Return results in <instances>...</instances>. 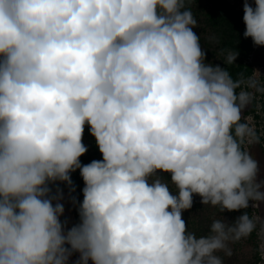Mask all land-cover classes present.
<instances>
[{
  "label": "clouds",
  "instance_id": "1",
  "mask_svg": "<svg viewBox=\"0 0 264 264\" xmlns=\"http://www.w3.org/2000/svg\"><path fill=\"white\" fill-rule=\"evenodd\" d=\"M242 19L264 46V0ZM197 24L186 0H0V264H224L264 231L248 212L201 235L182 218L193 194L221 214L264 202L254 93L205 61ZM85 123L102 159L81 164ZM76 169L66 228L49 184Z\"/></svg>",
  "mask_w": 264,
  "mask_h": 264
},
{
  "label": "trees",
  "instance_id": "2",
  "mask_svg": "<svg viewBox=\"0 0 264 264\" xmlns=\"http://www.w3.org/2000/svg\"><path fill=\"white\" fill-rule=\"evenodd\" d=\"M254 2V0H253ZM198 24L193 27V32L200 36L201 48L205 52V61L212 64L226 67L233 79L243 82L250 78L254 72L253 62L251 57L255 50L254 43L251 37H244L245 24L243 22V10L237 8L235 3L229 0H212V4L204 12L195 15ZM264 47V46H263ZM236 49L238 55L233 64L224 63L228 50ZM264 55V54H263ZM264 63V61H263ZM255 81V80H253ZM240 89H237L239 92ZM257 101L254 98L250 107L245 111V114L253 113L255 117H259L256 111ZM261 112L264 121V93H262ZM86 132L89 134L93 142V151L85 156H80L81 164H87L94 160V156L100 153L95 137L89 132V125H84ZM264 137V135H262ZM166 179H170V174H162ZM72 184L66 182H52L50 195L54 187L66 186L70 191H74L84 185L83 179L79 173V169L70 172ZM201 198L198 194H193V204L190 209L182 211V218L190 231H194L197 235L206 234L213 219L224 218L232 222L236 217L243 212H248L251 217L252 209L250 206L246 209L228 211L225 210L222 214L219 209L211 205L201 204ZM79 217V216H78ZM233 255L231 257L222 256L224 264H262L256 242L255 231L247 238L241 241L232 243ZM70 264V263H68ZM74 264V262L72 263Z\"/></svg>",
  "mask_w": 264,
  "mask_h": 264
},
{
  "label": "rangeland",
  "instance_id": "3",
  "mask_svg": "<svg viewBox=\"0 0 264 264\" xmlns=\"http://www.w3.org/2000/svg\"><path fill=\"white\" fill-rule=\"evenodd\" d=\"M229 1L231 3H235L237 8L243 10V4L245 0H229ZM247 2L254 6L253 0H247ZM211 4H212V0H186V5L191 8L194 16L197 15L198 13L204 12L207 8L210 7ZM254 47H255V50L251 57V61L253 62V68H254L252 77L254 78L253 80H255V86H250L251 82L253 81L251 79L248 81V83L245 86L247 90L254 93V96L256 98V96L262 94V92L257 91V89L264 86V78L262 76L263 71H264V67H263L264 47L261 45H255V44H254ZM249 107L250 105L246 106L242 110V119L244 118L245 120H247L250 117L251 118L250 123L256 128V130H263L262 133H264V121L262 117H260L261 111L259 110V113H258L259 117L253 118L252 117L253 113L245 114V111ZM82 143L87 148V151L84 154H82V156H85L91 151H93V142L90 139L89 134L86 132L85 127L83 131V136H82ZM245 147L247 148L248 146L245 145ZM250 151L254 154V157L259 163L260 172L258 175V179H264V147H261V145L256 144V145L251 146ZM94 159L101 160L102 154L97 153L94 156ZM61 182L63 181H57V183H61ZM83 187L84 185L74 189L75 192L70 191L66 186H60L56 188L54 187V189L52 190L51 195L57 194V188H59L60 190L61 198L58 201L53 200V204H55L56 202L63 204L64 212L59 217V219L62 222L65 219H67L68 223L66 225V228L71 227L73 224L79 221L78 207H79L80 202H82L83 200V193H82ZM253 203H254L253 201L249 200V206L252 209L251 217L255 218L259 216L261 217L262 220H264V202H258L259 206L257 208L252 207ZM255 233H256V242L258 246L259 255L261 258V263L264 264V250H262V245H264V231H262L261 224L259 222L257 224V229L255 230ZM230 247L232 248V243L230 244ZM218 254L221 256H224L223 252L218 253ZM78 256H79L78 252H73V254L69 258L68 263L72 264L74 261L77 260ZM88 264H92V261L89 260Z\"/></svg>",
  "mask_w": 264,
  "mask_h": 264
},
{
  "label": "built area",
  "instance_id": "4",
  "mask_svg": "<svg viewBox=\"0 0 264 264\" xmlns=\"http://www.w3.org/2000/svg\"><path fill=\"white\" fill-rule=\"evenodd\" d=\"M263 67H264V65H263ZM262 76H263V78H264V71H263ZM250 78L254 79L252 76H251ZM249 80H250V79H246V80H244V82H243V87H242V88H246L245 85L248 83ZM262 87H264V86H262ZM255 99H256V101H257V104H256V111H255V113L258 114V113H259V110L261 111V100H262V94L256 96ZM259 103H260V104H259ZM260 114H261L260 117H262V116H263L262 112H261ZM252 117H253V118H256L254 114H252ZM262 118H263V117H262ZM257 131H258V134L264 135V133H262L263 130H257Z\"/></svg>",
  "mask_w": 264,
  "mask_h": 264
}]
</instances>
